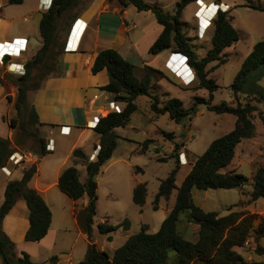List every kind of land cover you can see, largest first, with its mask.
Returning <instances> with one entry per match:
<instances>
[{
  "label": "trees",
  "instance_id": "obj_1",
  "mask_svg": "<svg viewBox=\"0 0 264 264\" xmlns=\"http://www.w3.org/2000/svg\"><path fill=\"white\" fill-rule=\"evenodd\" d=\"M24 0H8L10 5H21ZM116 1L121 6H133L137 11H150L156 22L162 26V31L150 46L148 53L158 55L169 50L171 53L182 54L187 57L188 64L194 71V81L197 82L193 90L204 89L208 91L209 101L213 98V92L218 88L216 81L209 76L216 68L226 63L225 50L234 46L238 41L237 31L232 24L229 11L218 10L212 22L211 47L204 56L196 53V46L184 32L186 23L182 21V13L185 8L197 0H180L176 3L174 12H164L153 0H107ZM219 4L221 0H216ZM81 0H53L48 11L41 14L39 21V35L41 47L33 57L25 64V73L17 76L15 80L16 96L13 107L16 116L8 121L11 128L18 127V134L14 136L15 149L11 147V141L0 137V169L5 166L8 158L22 147L26 138L30 135L39 138V148L42 155L48 152L45 149V139L39 136L38 116L28 104L27 92L29 89L37 90L42 82L59 70L62 43H58L56 23L63 16L68 15L79 6ZM250 9L264 11V6H256L251 3L238 5ZM75 15H73L74 18ZM62 42V41H61ZM215 65L207 68L208 65ZM105 70L108 83L101 87L113 95L114 102L124 104L120 112L111 111L106 116L98 119L95 134L99 137L98 153L94 161L80 148L72 152L74 164L65 168L58 178V188L69 199L77 201L84 195L88 197L86 206L75 212V219L80 231L87 236L88 244L84 254V261L89 264H264V247L258 242L264 237V219L256 214L230 211L226 215L217 212H207L199 207L193 197L192 190H231L242 189L249 179L235 170H226L232 163L238 144L243 140L254 136L255 126L252 115L257 110L256 104H264V40L258 41L252 47L248 56L243 60L229 90L237 99L243 96L248 101L237 102L235 107L226 103L211 105L202 98H194L192 105L185 109L180 100L167 99L163 102L151 93L155 76L163 75L162 72L145 66L140 77L134 75V65L125 60L116 50L105 49L95 57L91 72L97 74ZM33 75L39 77V81L31 88L28 83ZM5 82V75H0V84ZM139 97H148L150 109L159 115L167 114L169 119L178 125H184L191 116L196 113L198 105H206L208 111L218 115L230 114L235 117V125L232 130L211 141L207 149L196 158L191 165L189 173L183 179L181 185L176 187V174L178 166L160 182L154 199V210H157L159 199L168 200L172 191L176 189L175 202L162 221L156 232H149V227L142 224L139 232L129 236L126 241L112 255L101 250L92 241L93 226L97 205V177L102 166L112 157L117 147L119 136L116 128L125 127L130 117L138 109L136 101ZM254 101L256 104H252ZM29 112L36 133L30 132L23 124L16 123L25 111ZM165 138H172L171 133L162 132ZM150 139L145 140L144 149ZM179 146L175 145L170 158H176ZM81 161L85 166L86 176L80 181L76 164ZM166 160H160L163 162ZM37 172L35 164H26L21 171L19 179H11L6 183L3 192V202L0 205V258L2 264H35L26 252L16 254L14 243L5 235L2 226L5 218L14 207L18 197H22L29 211V227L25 233V240L38 242L43 239L50 227L52 213L42 196L28 186ZM251 202L264 199V166L259 167L252 177ZM147 195L146 183L137 184L132 191V201L135 205L143 207ZM187 215V221L198 225L197 237L189 240L183 237L177 230L179 216ZM258 220V222H257ZM257 222V223H256ZM123 227L129 229V223L124 220L119 225H111L105 222L97 224L100 234L108 235ZM256 243L255 253L262 259L247 263L236 250L244 247L247 240Z\"/></svg>",
  "mask_w": 264,
  "mask_h": 264
},
{
  "label": "rangeland",
  "instance_id": "obj_2",
  "mask_svg": "<svg viewBox=\"0 0 264 264\" xmlns=\"http://www.w3.org/2000/svg\"><path fill=\"white\" fill-rule=\"evenodd\" d=\"M162 9L164 12L173 13L175 1L179 0H161ZM206 4L210 0H204ZM248 0H236V3L245 2ZM255 1V0H250ZM87 0H81L79 6L75 8L70 14L63 16L56 23L58 43L62 41L66 28L71 23L73 15L78 14L85 6ZM36 5V0H24L23 5L11 6L6 5L4 16L12 19L3 26L0 33L4 36L10 37L23 34L27 35L30 39L27 40V58L31 59L40 46V35L38 31L39 14L30 15ZM174 5V6H172ZM204 2L200 1L203 12L206 17L216 13V9H206ZM213 5V4H211ZM204 8V9H203ZM237 9L231 14L234 17L236 25L240 30L237 32L238 41L237 45L229 47L225 50L226 63L219 66L212 73L209 74L211 78L216 81L218 88L213 92V98L209 101L208 91L193 90L196 86V81H188L183 84L175 79L173 75L168 73L170 82L164 80L161 84L154 86L151 93L156 95L161 102L176 98L180 100L185 109H188L194 102V98H202L209 101L211 105H219L226 103L229 106L235 107L237 102L245 103L248 101L243 96L235 99L229 90V86L233 83L236 74L238 73L243 60L250 53V41H256L261 36L264 37V21H260L251 15L249 9L242 7ZM196 3H191L182 14V21L186 23L183 32L191 38L192 44L196 46V53L201 57L204 56L207 50L211 47V35L213 32L212 25L207 31H201L196 27L197 20L194 17L196 11ZM30 15L28 21H23V16ZM216 15H213L212 22ZM202 17V24L206 25L207 20ZM139 29L143 25V19L134 20ZM2 40V38H0ZM29 45V47H28ZM168 52H163L162 55L150 58L145 56L142 59L152 61L150 65L162 66ZM172 55V56H171ZM170 60L173 65L181 58L180 55L171 54ZM181 60V59H180ZM212 63L207 68L214 66ZM178 68V64H176ZM60 68V65H59ZM58 68V69H59ZM58 71V70H57ZM183 69L179 71L181 74ZM57 73V72H56ZM142 74L141 66L135 64L134 75L139 77ZM0 75H5V84L11 85L16 90L15 80L17 76L9 73L6 65L0 67ZM158 79L162 76H158ZM39 81V77L33 75L28 87L31 88L33 84ZM34 89H29L27 92L31 94ZM151 100L148 97L138 98L136 101L137 111L133 113L125 128H117L116 133L122 137L124 133L127 138L118 141L117 150L114 154L115 163L104 164L101 172L97 177L98 191H97V213L95 216V224L92 240L98 241V245H103L106 253L112 255L115 249L120 247L126 239L139 232L142 224L149 227V232H156L162 221L172 209L176 189L172 191L168 200L159 199L157 203V210H154V199L158 191L160 182L164 180L167 175L178 166L179 170L176 174V187H179L189 173L191 165L207 149L211 141L222 136L234 128L235 117L230 114L218 115L214 112L208 111L206 105H198L197 111L187 120L184 125H178L168 115H159L150 109ZM252 104L256 102L252 101ZM119 107V105H117ZM257 110L252 115V122L255 126L254 136L251 139L243 140L236 148V156L233 161V168L237 169L238 173L249 179V182L242 188L231 190H192V197L195 203L204 211L217 212L220 215H226L229 211H238L250 214H256L259 218L264 219V199H258L256 202H251L250 192L252 191V177L259 167L264 166V104H256ZM23 123L30 132L36 133V125L33 124L29 112L26 110L18 120L16 125ZM3 131L7 128L0 125ZM18 127L15 129V135L18 134ZM162 132L172 134V138H165ZM3 133V132H2ZM14 135V136H15ZM14 136L12 137L11 147L14 146ZM53 137L56 140L55 151L49 154L42 155L39 148V138L30 135L26 138L23 148L19 147L17 150L28 153L32 152L37 155L38 166L41 177L51 181L57 167L64 161L67 155V141L57 137L54 133ZM150 139L144 149L145 140ZM175 145L179 146L176 158L171 159ZM46 149V146H45ZM86 151L91 152V147L87 146ZM182 153V154H181ZM181 155V158H180ZM90 158V157H89ZM181 159V163H180ZM90 160V159H89ZM160 160H166L160 162ZM65 167L72 165V159H67L64 162ZM76 168L80 172L81 179L84 180L86 176L85 166L83 162L79 161ZM12 177V176H10ZM14 178V176L12 177ZM7 176L3 170L0 169V199L2 198L1 187L3 181H6ZM10 179V178H9ZM10 181V180H8ZM138 183H146L147 195L143 207L135 205L132 201V186ZM32 186V183L29 185ZM58 201L51 203V212L53 215V225L58 228L65 229L66 232H60L58 241L55 247L46 252L40 250L35 257L38 264H53L52 259L60 261V264H65V261L70 257L75 264H80L84 258L85 249L87 246V236L80 237L77 234L74 217L71 212V199L56 188ZM177 225L178 232L189 240H195L197 237L198 225L187 221V215L181 213ZM124 220L129 223V229L126 231L120 227L110 234L111 241L107 239L106 235L99 233L97 223L105 222L115 226L121 224ZM258 222V220H257ZM256 222V223H257ZM264 247V237L258 242ZM256 243L251 239L248 246H244L237 251L241 254L245 262L250 263L262 259L255 253Z\"/></svg>",
  "mask_w": 264,
  "mask_h": 264
},
{
  "label": "crops",
  "instance_id": "obj_3",
  "mask_svg": "<svg viewBox=\"0 0 264 264\" xmlns=\"http://www.w3.org/2000/svg\"><path fill=\"white\" fill-rule=\"evenodd\" d=\"M179 1H175V3L173 4L176 5V3ZM202 1L204 2L205 6L213 4L222 11H229V15L232 17V24L237 32H239L240 26L238 27L236 25L234 17L231 14H233L234 11H236L237 9H243L242 7H237L238 5L251 3L256 6H264V0H248L241 3H236V0H221L219 4H216V0H210L208 4H206L204 0ZM0 2L2 3V9L0 10L1 31L3 26L7 25V22L12 19H9L4 16V10L6 9L8 0H0ZM51 2L52 0H36L34 10L29 14H39L40 21L41 14L48 11L49 7L51 6ZM23 3L21 5H23ZM150 3L156 4L161 9L163 8L161 5V0H153ZM245 8L251 11L248 12L250 13L248 15L253 16L261 22L264 21V11H258L247 7ZM30 15L27 14L23 16V21H28L31 17ZM76 19H80L83 24H86L85 30L82 33L80 30V32L76 36V40L72 41L74 46H72V48H69V50H65V48H68V37L71 34L72 24ZM140 19H143V25L139 29H137V25L135 24L134 20L139 21ZM162 29V26L156 22L154 15L150 11H137L136 8L131 5L123 7L116 1L108 2L107 0H87L84 8L74 16L71 23L66 28V31L62 36L61 43L63 52L60 55V68L58 72L55 75H51L46 78L42 82L40 88L34 90L31 94H28V104L36 112L38 116V121L40 123V125H38L39 136L45 139V146H47L49 144V141L52 140V150H46L48 152L47 154L55 151L57 143L55 138L53 137L54 133L57 134V137H60L61 139H64V141H67L68 148L66 158L57 167V170L54 173V177L51 181H48L45 179V177H41L39 175L40 170L38 166L37 155L35 153L28 152L36 156L37 158V161L35 163L37 167V172L29 182L28 186L30 185V183H32V186L29 187L38 191V193L46 202L50 211L51 203H55L56 201H58L56 193V188L59 189L58 178L65 168L71 166L67 165L65 167L64 162H66L67 159L71 158L72 165L74 164L72 152L76 148L82 149L84 153L88 156V158L90 157V161H94L96 155H93V152L96 149L95 147L98 146L99 143V137L95 134L93 130L94 123H96L99 118L106 116L109 112L112 111L110 108V103L119 105L121 109L124 108L123 103L113 101V95L111 93L100 89L108 83V76L106 74V71L103 70L97 74H93L91 72V67L94 63L95 57L100 51L105 49L116 50L125 60L132 63L134 66L135 64L141 66L142 73L145 66L151 67L162 72V78H157L160 75L155 76L152 87H158V84H161L164 80L171 83L168 73L170 75H173L175 79L179 80L182 83V80L181 78H179V76L184 77L185 74L183 72L181 74L178 72V76H175L174 73L170 70L172 69L175 72L178 70V68L177 66L173 65L174 63H172V61L170 60V55L172 53L169 50L164 51L168 52V55L165 58L162 66L158 67L155 65H150L152 61L149 62L148 59H142L145 56L150 58L148 50L153 44V42L160 35ZM0 38H2L0 42L10 41L14 38L29 39L27 35L23 34L14 35L9 39L2 33H0ZM261 40H264V37L261 36L256 41H250V48L252 49L255 43ZM238 43L239 42H237L235 45H237ZM40 47L41 38L39 48ZM26 54L27 52L23 55L22 59L14 61L18 63H23L25 65L26 62L30 60L29 58H27ZM162 54L163 52L159 53L158 55H152V57H154L153 59H155L156 57ZM15 96L16 90H14L13 86L5 84V82L3 84H0V125H4V127L7 128L5 131H3L0 126V137L7 138L9 140H11L12 137L15 135V129L11 128L8 124V121L16 116V112L13 107ZM63 126L70 128V133L68 135L60 134V128ZM116 134L119 136L118 141L120 139L127 138L124 133L122 134V137L119 135V133ZM87 146L91 147L90 153L86 151ZM116 150L117 147L114 150L112 157L105 164L108 163L112 165L115 163L116 159L114 154ZM233 161L226 168V170L237 171V169L233 168ZM5 166L9 171L12 172L10 176H14V178L16 179L20 178V168H16L8 162L5 164ZM4 174L7 176V179L6 181H3L1 187L2 198L0 199V205L3 202V192L6 183L8 182V180L14 179L8 176L5 172ZM79 178L81 182L84 181L81 179L80 172ZM136 185L137 184H134L132 186V191ZM87 202L88 197L86 195H84L81 199L77 201H71V212L73 217L75 210L86 206ZM28 216L29 211L26 206L25 200L22 197H18L11 212L4 220L2 230L5 235L14 243V248L17 255L20 256L21 252H26L30 256L31 261L35 264H38V261H35V257L38 252L40 250L50 252L55 247L58 241L59 233L66 231L65 229H61L60 227L58 228L57 225L54 226L53 223H51L49 230L43 239L38 242H28L25 240V233L29 227ZM74 223L77 234L80 237L86 238V235L80 231L76 219L74 220ZM93 242L97 245L98 248L105 251L103 245H98V241ZM83 259L82 261H84ZM52 262L53 264H60V261L56 260L55 258L52 259ZM0 264H2L1 258ZM65 264L75 263L69 257L65 261Z\"/></svg>",
  "mask_w": 264,
  "mask_h": 264
},
{
  "label": "built area",
  "instance_id": "obj_4",
  "mask_svg": "<svg viewBox=\"0 0 264 264\" xmlns=\"http://www.w3.org/2000/svg\"><path fill=\"white\" fill-rule=\"evenodd\" d=\"M200 1L201 0H197L195 2L197 9L194 12V17L197 20V27L199 28V30L207 31L210 28V26L212 25L213 16L206 17L205 12H202V6H200ZM203 6H205V5H203ZM210 6H213L218 10V8L216 6L211 5V4L208 6V8ZM1 9H2V3L0 2V10ZM202 17H205L204 18L205 21L207 20L206 25L202 24V21H203ZM85 27H86V24L85 23L83 24L80 19H76L73 22L72 27H71V34L68 37L69 45H68V48H65V50H69V48H72V46H74L72 41L76 40V36L80 32V30L82 33L85 30ZM26 52H27V40L25 38L24 39L14 38L10 41L0 42V67L6 65L9 73H11L15 76L23 75L25 73V67H24L25 65L23 63H18L14 60L22 59L23 55ZM180 56H181V58H180L181 60L179 59L176 62V64H178V70L175 72L172 69H170V70L174 73L175 76H178L177 73L181 69H183V73L185 74V76L184 77L179 76V78H181L183 84L187 83L188 81L190 82L192 79H193L192 81H194V71L189 66L188 61L184 62V60L186 59V56H184V55H180ZM110 108L112 111H115L117 113L122 110L120 107H118L114 103H110ZM96 124H97V122L94 123V128H95ZM69 133H70L69 127L63 126L60 128V134L68 135ZM51 145H52V140H50L49 144L46 146L47 151L52 150ZM97 153H98V149H95L93 152V155H97ZM180 158H181V155H180ZM36 161H37L36 156L32 155L31 153H25V152L17 151V152H14L8 158L7 162L12 164L16 168H20L22 171L24 168V165L29 164V163L35 164ZM180 163H181V159H180ZM1 170H3L8 176H10L12 173L11 171H9L7 169L6 166L2 167ZM248 245H250L249 240H247L245 242L244 246H248Z\"/></svg>",
  "mask_w": 264,
  "mask_h": 264
},
{
  "label": "clouds",
  "instance_id": "obj_5",
  "mask_svg": "<svg viewBox=\"0 0 264 264\" xmlns=\"http://www.w3.org/2000/svg\"><path fill=\"white\" fill-rule=\"evenodd\" d=\"M218 10H221V9H218ZM217 10V11H218ZM222 11V10H221ZM217 13V12H216ZM216 13H214V15H216ZM174 54V53H173ZM176 55H182V54H178V53H175ZM188 60H187V57H186V59L184 60V62H187Z\"/></svg>",
  "mask_w": 264,
  "mask_h": 264
},
{
  "label": "bare ground",
  "instance_id": "obj_6",
  "mask_svg": "<svg viewBox=\"0 0 264 264\" xmlns=\"http://www.w3.org/2000/svg\"><path fill=\"white\" fill-rule=\"evenodd\" d=\"M206 9H208V10H210V9H216L215 7H213V6H210L209 8H208V6L205 8V10ZM216 12H217V9H216Z\"/></svg>",
  "mask_w": 264,
  "mask_h": 264
},
{
  "label": "water",
  "instance_id": "obj_7",
  "mask_svg": "<svg viewBox=\"0 0 264 264\" xmlns=\"http://www.w3.org/2000/svg\"><path fill=\"white\" fill-rule=\"evenodd\" d=\"M80 264H89V263H87V262H85V261H82V262H80Z\"/></svg>",
  "mask_w": 264,
  "mask_h": 264
}]
</instances>
